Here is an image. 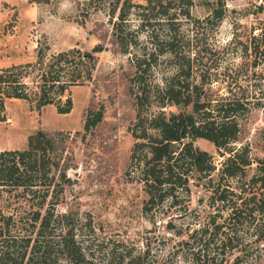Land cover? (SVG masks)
I'll return each instance as SVG.
<instances>
[{
	"label": "rangeland",
	"instance_id": "obj_1",
	"mask_svg": "<svg viewBox=\"0 0 264 264\" xmlns=\"http://www.w3.org/2000/svg\"><path fill=\"white\" fill-rule=\"evenodd\" d=\"M211 1L193 0L190 15H179L176 45L196 60L194 69L208 77L203 87L212 98L244 97L247 109L238 117L231 144L240 151L247 149L251 162L246 174L260 175L258 167H264V0H224L225 9L215 26L216 19L206 8ZM108 9L97 0H0V69L33 62L38 49L49 55L69 47L101 46L91 78L70 84L62 93L61 102L65 96L71 99L67 112H58L54 103L36 107L31 99L3 97L0 150L24 147L27 135L37 128L52 134L59 163L69 165V183L56 209L71 213L74 238L92 255L94 264L111 262L110 254L129 248L144 251L149 264H264V238L256 249L251 246L254 233L264 232V211L255 220H228L227 209L210 204L206 183L191 185L183 200L170 209L168 198L162 207L142 209L143 189L126 173L133 142L128 127L135 112L129 89L134 67L130 53L119 49L112 27L115 17ZM137 20L136 15L129 16L132 25ZM137 35L140 45L151 47L143 30ZM172 64L160 56L153 72L169 73ZM24 79L33 88L34 73ZM99 106L100 120L83 129L86 112ZM163 108L175 110L178 105ZM194 142L211 154L216 171L223 156L206 139ZM216 210L214 223L227 237L221 232L199 237V227ZM59 263L67 264L64 257Z\"/></svg>",
	"mask_w": 264,
	"mask_h": 264
},
{
	"label": "trees",
	"instance_id": "obj_2",
	"mask_svg": "<svg viewBox=\"0 0 264 264\" xmlns=\"http://www.w3.org/2000/svg\"><path fill=\"white\" fill-rule=\"evenodd\" d=\"M97 2L107 4L108 14L115 17V40L122 52L130 53L134 67L129 89L135 112L128 127L133 142L126 173L143 189L142 209L148 212L162 207L167 198L170 209L183 200L182 194L191 185L200 182L211 192L210 204L218 210L227 209L228 220H255L264 211V167H258L260 175H247L245 167L251 162L247 149L240 151L231 144L238 131V117L247 109L246 101L244 97L212 98L203 87L208 77L198 73L196 60L176 45L179 15H190L193 0ZM224 4V0H212L206 6L216 19L214 26ZM131 14L138 18L136 26L129 21ZM138 30L147 34L151 47L138 43ZM99 50L100 45L88 50L69 47L46 55L38 49L33 62L1 68L0 103L3 97L26 98L34 100L36 107L54 103L58 112H67L71 99L65 96L61 102L62 93L70 84L91 78ZM163 55L173 62L171 71L156 75L153 68ZM29 72L34 73L33 88L24 79ZM166 105L178 108L164 110ZM101 116V106L88 110L83 129L95 125ZM197 138L210 141L223 156L216 171L211 154L194 142ZM55 150L52 134L40 128L27 135L24 147L0 150V264H60L62 257L67 264H94L92 255L74 238L71 213L56 209L64 185L69 183V165L67 161L59 163ZM218 210L208 214L199 227V237L206 232L227 237L220 224L214 223ZM254 234L251 246L256 249L264 232ZM112 256L116 258L112 260ZM110 259L104 264H149L144 251L130 248L110 254Z\"/></svg>",
	"mask_w": 264,
	"mask_h": 264
}]
</instances>
